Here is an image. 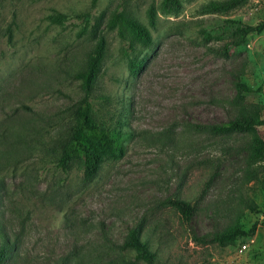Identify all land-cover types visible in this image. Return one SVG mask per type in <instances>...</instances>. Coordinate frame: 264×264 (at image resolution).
I'll use <instances>...</instances> for the list:
<instances>
[{"label":"rangeland","instance_id":"rangeland-1","mask_svg":"<svg viewBox=\"0 0 264 264\" xmlns=\"http://www.w3.org/2000/svg\"><path fill=\"white\" fill-rule=\"evenodd\" d=\"M160 1L0 0L1 264H148L123 246L134 226L154 264H264V166L247 161L253 132L208 129L235 116L237 81L264 117V27L228 56L215 51L228 37L221 20L264 21V0L213 11L203 7L221 0H182L174 14ZM118 11L148 28L149 46H126L106 27ZM93 23L105 52L92 116L126 135L116 141L122 154L84 180L79 158L65 173L56 162L83 96L74 74L94 46ZM254 133L264 139V125ZM170 198L189 204L187 221ZM254 222L252 235L226 236Z\"/></svg>","mask_w":264,"mask_h":264},{"label":"trees","instance_id":"trees-1","mask_svg":"<svg viewBox=\"0 0 264 264\" xmlns=\"http://www.w3.org/2000/svg\"><path fill=\"white\" fill-rule=\"evenodd\" d=\"M93 1V0H92ZM182 0H161L160 10L167 14L176 13L181 7ZM246 0H221L210 1L204 10H219L243 4ZM83 16V15H82ZM147 23L149 27L155 24V9L150 6L146 10ZM52 22L60 23L65 16L54 14L49 17ZM106 27L114 29L116 35L124 45L132 46L136 43L140 46H149L152 42L148 28L138 22L131 15L118 11L111 14L106 22ZM264 27V21L255 24L244 23L237 19H224L218 25L221 33L228 36L222 45L215 49L222 56H228L233 48L243 43L245 38L253 33L260 32ZM85 29L82 28L80 32ZM96 23H93L89 34L95 39L91 51L88 53L84 67L74 74L80 81V89L83 96L78 106L73 111V120L69 129L67 141L62 145L56 167L63 173L67 172L74 159H80L82 164V178L90 180L98 171L101 163L110 157L117 158L122 154V148L116 143L117 138L123 135L120 131L112 133L109 129L102 127L92 116V104L90 93L93 84L100 72L101 61L105 52V39L103 35L96 34ZM130 71L135 74L139 70V63L128 60ZM237 93L231 100L236 107L235 116L225 121L211 124L209 131L213 134H230L235 132H253L251 147L247 154L249 163H261L264 166V139L255 132V128L264 125V117L261 115L260 106L245 100L243 93L252 92L253 89L244 83L236 82ZM256 90H260L257 88ZM167 202L180 213L187 221L190 217L191 208L189 204L177 198L167 199ZM257 223L254 222L246 231L235 229L226 236L235 234L252 235ZM139 227L134 226L127 231L123 246L135 251L136 257L148 264H154V254L145 241L139 236ZM7 245L0 242V264L7 254Z\"/></svg>","mask_w":264,"mask_h":264}]
</instances>
